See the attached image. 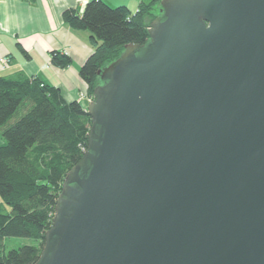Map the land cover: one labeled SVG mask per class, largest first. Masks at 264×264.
<instances>
[{"label": "water", "instance_id": "water-1", "mask_svg": "<svg viewBox=\"0 0 264 264\" xmlns=\"http://www.w3.org/2000/svg\"><path fill=\"white\" fill-rule=\"evenodd\" d=\"M158 9L97 71L34 264H264V0Z\"/></svg>", "mask_w": 264, "mask_h": 264}, {"label": "trees", "instance_id": "trees-1", "mask_svg": "<svg viewBox=\"0 0 264 264\" xmlns=\"http://www.w3.org/2000/svg\"><path fill=\"white\" fill-rule=\"evenodd\" d=\"M159 2L141 1L132 12L88 0L80 14L63 12L66 23L91 34L93 51L79 68L90 97L99 82L97 71L117 58L125 44L146 41L149 22L160 13ZM51 63L66 67L71 58L53 50ZM18 108L20 115L7 124ZM89 126L85 107L78 100L66 101L56 86L20 73L0 74V264H34L38 259L64 176L86 149ZM13 236L37 244L6 250L4 239Z\"/></svg>", "mask_w": 264, "mask_h": 264}, {"label": "crops", "instance_id": "crops-1", "mask_svg": "<svg viewBox=\"0 0 264 264\" xmlns=\"http://www.w3.org/2000/svg\"><path fill=\"white\" fill-rule=\"evenodd\" d=\"M88 0H0V74L37 77L56 86L66 101L78 100L85 108L90 96L79 75L80 65L93 51L87 29L70 26L62 17L65 10L81 13ZM111 6H125L134 12L141 1L103 0ZM68 54L66 67L51 63V52ZM3 139L0 137V143Z\"/></svg>", "mask_w": 264, "mask_h": 264}, {"label": "rangeland", "instance_id": "rangeland-1", "mask_svg": "<svg viewBox=\"0 0 264 264\" xmlns=\"http://www.w3.org/2000/svg\"><path fill=\"white\" fill-rule=\"evenodd\" d=\"M21 112H22V109L18 108L16 113L12 116V118L8 121L7 124H9L11 121L15 120L18 117V115H20ZM0 137H1V129H0ZM0 200H1V198H0ZM4 209L8 210L9 209L8 205H4ZM4 244H5V249L7 250L9 248L17 247V246H20L23 244H37V241H34L31 238H27V237H15V236H13V237H6L4 239Z\"/></svg>", "mask_w": 264, "mask_h": 264}, {"label": "built area", "instance_id": "built-area-1", "mask_svg": "<svg viewBox=\"0 0 264 264\" xmlns=\"http://www.w3.org/2000/svg\"><path fill=\"white\" fill-rule=\"evenodd\" d=\"M7 59H8V58H7L6 56H4V57H2L0 60H1V62H4V63H5V62L7 61Z\"/></svg>", "mask_w": 264, "mask_h": 264}]
</instances>
